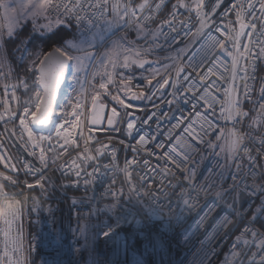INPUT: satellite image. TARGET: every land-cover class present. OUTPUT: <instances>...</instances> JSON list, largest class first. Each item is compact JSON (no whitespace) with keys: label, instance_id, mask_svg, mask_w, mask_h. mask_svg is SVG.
<instances>
[{"label":"snow or ice","instance_id":"6c2138e0","mask_svg":"<svg viewBox=\"0 0 264 264\" xmlns=\"http://www.w3.org/2000/svg\"><path fill=\"white\" fill-rule=\"evenodd\" d=\"M0 10L2 134L33 157L17 167L0 140V264H35L33 254L40 264H174L173 233L189 218L177 247L203 233L199 264H216L225 242L220 264H264V0H0ZM193 43L200 47L189 57ZM165 46L171 63L153 66L148 57ZM134 67L150 70L149 87H130ZM68 77L77 98L57 103ZM165 89L168 110L153 103L139 121L125 112L129 142L119 143L133 156L123 167L114 146L83 137L89 99L98 114L106 98L127 110ZM119 117L113 106L107 131H121ZM21 169L33 179L22 180ZM25 213L52 221L43 237L50 251L40 237L25 242Z\"/></svg>","mask_w":264,"mask_h":264},{"label":"built area","instance_id":"2783aa9c","mask_svg":"<svg viewBox=\"0 0 264 264\" xmlns=\"http://www.w3.org/2000/svg\"><path fill=\"white\" fill-rule=\"evenodd\" d=\"M229 2V0H225V3L227 4ZM234 19V17H233ZM190 39V38H189ZM161 43H163V38H161ZM176 47H179V45H177ZM200 47V45L198 43H193L189 45V57H193L196 56V49H198ZM155 52L158 53H171L172 56L175 55L174 51L170 48H168L167 46H165L163 49H157ZM213 79H215V77H213ZM69 86V77L67 79L66 82V87H65V93L64 96L62 98V101H65L64 97L65 94L67 92V87ZM168 91H170V89H166L165 90V95L163 97H161V99H167V93ZM87 95V93H86ZM161 99L156 102L155 104H159L160 105V109L161 110H168V106L161 103ZM4 101V94H3V85L0 84V103H2ZM8 102L10 103V105H14V102L11 101L10 97ZM59 102V103H60ZM83 103V101H82ZM175 106H173L174 108ZM88 109H89V102H87V105L85 106V108L83 109L84 111V116L81 118V127L83 129V137H88L89 135H91L94 139L93 141L90 143V147H97L99 146V144H105V143H110L112 146H114L117 149V163L120 165V167L124 166V162L126 158H131L133 156V153L129 150V151H125L123 145H121L119 143L120 140H125L126 142H129V138L125 135V133H121V132H111V131H107V130H101V131H97L92 129L91 127H89L88 125ZM2 110V109H0ZM156 109H154L152 106L146 110L144 113L142 114H133L134 119H136L137 121H139L140 119L146 117V115L151 112V111H155ZM190 111L188 106H185V112ZM53 119H58L57 117H53ZM127 119H129V117H127ZM126 119V120H127ZM125 120V121H126ZM174 122V121H172ZM166 127L168 125H165ZM3 124H0V140H3L6 146L7 151L12 155L13 159L16 161L17 163V167H21V162L23 160H28V161H32L33 157L28 156L25 152L23 147L21 146V143L19 141V139L17 137H13L12 139L16 142L15 146L13 145V143L11 141H8L4 138L3 136ZM9 128L12 127V125L8 126ZM16 129L17 131H19V125L18 123L16 124ZM67 127V125H66ZM138 127H144L145 130H147V126H143V125H139L138 123ZM152 130H155V124L151 125ZM88 128H91L92 131L91 133H89ZM80 129L77 130V132L79 133ZM37 133H43V134H47V129L41 131V132H37ZM79 142H80V146L81 148H83L84 146V140L83 138H81L79 135H77L76 137ZM27 139V137L25 136V140ZM99 142V143H97ZM168 143H172L171 141H169ZM148 148H152V144L150 143L148 145ZM75 153H73L74 155ZM145 154L141 153L140 158H144ZM110 154H106L103 157L99 158V163L101 165L105 164V163H110ZM214 160L215 158H213V160L209 161L207 159H205L203 165L198 169V178L199 175L201 173L204 172V168H206L208 166L209 163H212L214 165ZM153 163H155V160L153 159L152 161ZM134 167L140 171L143 170L142 169V165H134ZM0 169H2V166H0ZM178 175H181L179 172L177 173ZM20 178L22 180H29L31 181L33 179V177L31 176H25L24 175V170L21 169V172L19 173ZM58 175V173H57ZM116 177H117V183L120 182V179L122 178V174L119 172L115 173ZM136 175V173H134V176ZM207 175H210V173H208ZM37 192L39 191L38 189L36 190ZM74 193L73 192H69V196H72ZM76 195H81L82 193H75ZM208 199H211V197H208ZM62 208V214L64 216V227L67 229L68 228V217L70 216V206L69 204L65 203L63 205H61ZM61 213H57V217L59 219ZM73 225L75 223V221H72ZM192 223V218H189L188 222L185 223L183 228H176L174 233H173V247H172V260L174 262V264H199V260L198 257L200 256V249L202 247L200 241L203 240V233H198L192 240V242L188 245V247H177L178 244L181 243L182 241V237L179 235V233L183 232L185 228H187L189 226V224ZM23 225H24V237H25V242H27L28 239H31L34 236L40 237L39 240L36 241V243L39 244V247L44 251V252H48L50 251V249L47 246L46 242H43V237H45L47 235V231H46V227L48 229H50L52 227V221L49 219L47 221V225L45 227V224L43 222H37L36 218H35V214H32L31 217L28 216L27 213H25L24 219H23ZM207 227L211 228V221H209ZM59 230V224H57V231ZM126 231H129V229H126ZM2 234H0V248H2ZM228 243L230 242H225L223 245H221V247L218 249V256L216 258V264H220V261L223 259V253L225 251H227L228 248ZM101 247H103V245H101ZM32 259L35 261V264H40V255L38 254H33Z\"/></svg>","mask_w":264,"mask_h":264},{"label":"rangeland","instance_id":"374dc122","mask_svg":"<svg viewBox=\"0 0 264 264\" xmlns=\"http://www.w3.org/2000/svg\"><path fill=\"white\" fill-rule=\"evenodd\" d=\"M2 16H3V10H0V17H2ZM132 39H135V36H132ZM159 55H162V56L165 55V56L163 58H159V60H157L156 57L159 56ZM133 56H134V54H133ZM169 57H172L171 53H167V52H165V53L154 52L151 56L148 57V59H150L151 61H153V66H162V65H164L166 63H171V60L168 59ZM157 61H158V65L156 64ZM145 68L146 69H149V65H145ZM131 71L135 73V77L132 79L131 85H130V87H132L134 91L137 90V86H139V85H143L145 88L149 87L146 84V79L145 78L151 74L150 70L149 71H145L144 69H139V68H135L134 67ZM87 72H88V74H90L91 69H88ZM69 78H70V80H69V83H70L71 82V77H69ZM82 78H83V76H82ZM89 78H90V75H89ZM153 83H155V81H153ZM73 88L75 89V91H73ZM79 89H80V86L79 85H76V84H73V87H71V88L68 86L67 87V92L65 94V97L70 95L71 98L73 100H75L77 98L76 97V92H78ZM165 90H164V92H165ZM17 94L19 95V92ZM121 95L123 96L124 93L121 92ZM128 95H130V93ZM65 97H64V99H65ZM23 99L24 98L21 97V102H22ZM155 99L157 100V98H155ZM88 102H89V106H90V99L88 100ZM145 102L146 101L143 98L129 101V103L133 104L134 106L144 105ZM106 103H107V107L101 111L102 116L104 114L106 116L107 115L108 116L111 115V108L113 107L114 102H112L110 100V98H106ZM118 108H119L118 110L120 111V117L118 119L121 121V124H120L121 131L120 132L123 134L124 133V131H123L124 123L123 122L127 119V116L125 115V112H131L132 114H137V113L136 112H132L130 110L131 108L125 110V109H123L119 105H118Z\"/></svg>","mask_w":264,"mask_h":264},{"label":"crops","instance_id":"0c3cea01","mask_svg":"<svg viewBox=\"0 0 264 264\" xmlns=\"http://www.w3.org/2000/svg\"><path fill=\"white\" fill-rule=\"evenodd\" d=\"M132 36H134V34H132ZM163 55V54H162ZM162 55H159V56H157L156 58H157V60H159V58H163L164 56H162ZM161 56V57H160ZM163 62V61H162ZM69 80H70V78H69ZM156 98V97H155ZM154 97H153V99H152V101H148V100H145L146 102H145V104L144 105H141V106H136V107H133V108H131L130 110L132 111V112H136L137 114H142V113H144L146 110H148L151 106H152V104L153 103H156V102H158L160 99H155ZM109 106V105H108ZM113 106H115V107H117V109H119L118 108V105H116V104H114ZM140 109H143V110H140ZM94 115H95V118H98V120H99V122L98 123H95V124H93V123H91V121H92V119L94 118ZM107 117H108V115L106 116L105 114L102 116V114H101V111H99L98 112V114H94L92 111H91V113H90V126L93 128V129H96V130H99V131H101V130H106L107 128H108V125H107ZM122 117V116H121ZM122 119V118H121Z\"/></svg>","mask_w":264,"mask_h":264},{"label":"water","instance_id":"95a60500","mask_svg":"<svg viewBox=\"0 0 264 264\" xmlns=\"http://www.w3.org/2000/svg\"><path fill=\"white\" fill-rule=\"evenodd\" d=\"M67 79H66V82H67ZM65 86H66V83L65 84H62L61 87H60V91H59V93L57 95V103H59L60 100L63 97ZM32 127L34 128V131H42V130H44V129L37 128L36 126H32Z\"/></svg>","mask_w":264,"mask_h":264},{"label":"bare ground","instance_id":"6f19581e","mask_svg":"<svg viewBox=\"0 0 264 264\" xmlns=\"http://www.w3.org/2000/svg\"><path fill=\"white\" fill-rule=\"evenodd\" d=\"M66 87V86H65ZM64 93H65V88H64ZM63 96H64V94H63ZM63 98V97H62ZM62 100V99H61ZM60 100V101H61ZM89 108H90V106H89ZM90 113H91V111H89L88 110V125H89V127H91L90 126ZM92 128V127H91ZM93 129V128H92ZM45 130V129H44ZM94 130H96V129H94ZM43 131V130H42ZM97 131H99V130H97ZM36 132H41V131H36Z\"/></svg>","mask_w":264,"mask_h":264}]
</instances>
